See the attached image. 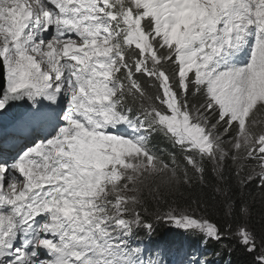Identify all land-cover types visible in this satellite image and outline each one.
Wrapping results in <instances>:
<instances>
[{
  "label": "snow or ice",
  "instance_id": "1",
  "mask_svg": "<svg viewBox=\"0 0 264 264\" xmlns=\"http://www.w3.org/2000/svg\"><path fill=\"white\" fill-rule=\"evenodd\" d=\"M4 122L0 264H264V0H0Z\"/></svg>",
  "mask_w": 264,
  "mask_h": 264
},
{
  "label": "trees",
  "instance_id": "2",
  "mask_svg": "<svg viewBox=\"0 0 264 264\" xmlns=\"http://www.w3.org/2000/svg\"><path fill=\"white\" fill-rule=\"evenodd\" d=\"M162 231V230H161ZM142 235V234H141ZM235 264H247V257L243 256L242 254H236L234 257Z\"/></svg>",
  "mask_w": 264,
  "mask_h": 264
},
{
  "label": "water",
  "instance_id": "3",
  "mask_svg": "<svg viewBox=\"0 0 264 264\" xmlns=\"http://www.w3.org/2000/svg\"><path fill=\"white\" fill-rule=\"evenodd\" d=\"M0 126H1L2 128H6V122H4L3 124H0Z\"/></svg>",
  "mask_w": 264,
  "mask_h": 264
}]
</instances>
